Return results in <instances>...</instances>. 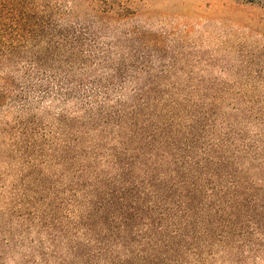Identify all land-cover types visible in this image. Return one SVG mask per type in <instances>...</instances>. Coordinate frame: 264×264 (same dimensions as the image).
I'll list each match as a JSON object with an SVG mask.
<instances>
[{"label":"trees","instance_id":"trees-1","mask_svg":"<svg viewBox=\"0 0 264 264\" xmlns=\"http://www.w3.org/2000/svg\"><path fill=\"white\" fill-rule=\"evenodd\" d=\"M5 4L0 69L18 60L21 81L0 91V106L8 99L26 107L34 97L41 104L74 101L89 121L101 117L119 127L109 154L83 152L75 134L71 143L62 142L74 180L56 198L69 204V217L83 207L70 222L74 263L67 264H205L215 251L251 243L256 228L248 215V187L224 140L212 138L214 114L193 103V92L156 89L165 76L153 74L135 53L116 61L86 55L89 28L66 19L73 12L55 13L43 0ZM19 50L55 57L12 58ZM101 70L109 72L96 73ZM129 82L128 102L114 98ZM98 147L104 149H93ZM104 157L109 167L99 171Z\"/></svg>","mask_w":264,"mask_h":264},{"label":"rangeland","instance_id":"rangeland-1","mask_svg":"<svg viewBox=\"0 0 264 264\" xmlns=\"http://www.w3.org/2000/svg\"><path fill=\"white\" fill-rule=\"evenodd\" d=\"M43 5L55 13L73 12L66 19L89 28L86 55L116 61L135 53L153 74L165 76L156 89L193 92V103L214 114L212 138L224 140L245 180L256 229L249 245L215 251L205 264H264V0H43ZM5 6L0 0V25ZM6 39L0 32V42ZM96 44L106 52L96 51ZM47 53L19 50L12 58L55 57ZM12 61L0 69V91L21 81L18 60ZM117 91L114 98L128 102L131 83ZM83 115L74 101L41 104L34 97L26 107L8 99L0 106V264L74 263L68 254L75 237L70 222L83 207L69 217V204L56 198L74 180L62 142L71 143L75 134L83 152L109 154L119 128ZM96 145L104 149L94 150ZM106 160L99 171L109 167Z\"/></svg>","mask_w":264,"mask_h":264}]
</instances>
